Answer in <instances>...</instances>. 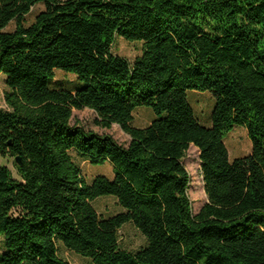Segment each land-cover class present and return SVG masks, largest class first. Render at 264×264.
I'll return each mask as SVG.
<instances>
[{"label": "trees", "instance_id": "obj_1", "mask_svg": "<svg viewBox=\"0 0 264 264\" xmlns=\"http://www.w3.org/2000/svg\"><path fill=\"white\" fill-rule=\"evenodd\" d=\"M119 38L143 44L134 63L114 53ZM57 71L77 85L54 86ZM2 74L0 155L22 164L21 180L0 167V264H70L59 245L94 264H264V0H0ZM190 93L214 98L211 126ZM145 107L156 119L134 126ZM84 109L130 143L73 124ZM237 127L252 149L232 160ZM192 146L208 198L196 215ZM73 151L114 178L88 182ZM102 197L123 211L101 217ZM126 224L145 247L122 248Z\"/></svg>", "mask_w": 264, "mask_h": 264}, {"label": "rangeland", "instance_id": "obj_2", "mask_svg": "<svg viewBox=\"0 0 264 264\" xmlns=\"http://www.w3.org/2000/svg\"><path fill=\"white\" fill-rule=\"evenodd\" d=\"M45 10L43 4H39L33 8L31 14L26 17V24H31L36 16ZM15 24H11L10 31L14 30ZM114 53L126 58L131 63H134L138 57L143 53L142 43H130L124 39H117L114 46ZM6 76L0 75V109L7 110L8 107L5 102V92L8 90L6 83ZM78 83L76 76L67 74L62 71L56 72V77L53 85L56 87L73 88ZM190 102L195 109V112L200 119L201 123L205 126H211V115L214 109L215 100L212 95L208 93H190ZM156 119V115L151 108H140L134 115L133 125L136 127H147L151 122ZM98 115L90 110L84 109L81 111H74L73 124H79L87 131L97 133L101 136L109 135L113 137L119 144L127 146L130 143V137L127 135L120 126L113 125L111 128H104L99 125ZM230 157L232 160L246 156L251 153V141L248 137L245 128H235L226 138ZM74 161L80 166L85 178L91 182L96 176L104 175L110 179L114 178V167L111 163L103 165H93L87 158L72 152ZM187 171L191 176V187L189 190L190 199L192 201L193 213L196 215L208 202L207 195L204 188V180L202 177V165L200 160L199 150L192 146L183 161ZM0 167H7L11 170L13 176L17 180H21L14 158L8 156L3 157L0 155ZM99 215L103 218L115 216L123 211L114 197H102L94 202ZM120 243L122 248L130 252H136L146 246L147 241L142 233L132 224H126L120 230ZM4 252L3 238L0 237V254ZM59 255L61 258L68 261L70 264H94L90 259L84 258L62 245H59Z\"/></svg>", "mask_w": 264, "mask_h": 264}, {"label": "water", "instance_id": "obj_3", "mask_svg": "<svg viewBox=\"0 0 264 264\" xmlns=\"http://www.w3.org/2000/svg\"><path fill=\"white\" fill-rule=\"evenodd\" d=\"M16 162H17V164L19 165V166H21V160L18 158V159H16Z\"/></svg>", "mask_w": 264, "mask_h": 264}]
</instances>
